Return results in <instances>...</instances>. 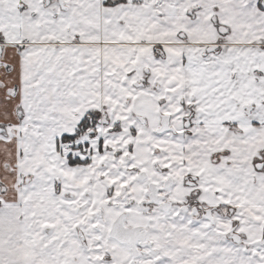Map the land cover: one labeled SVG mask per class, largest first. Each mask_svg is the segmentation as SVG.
<instances>
[{"label": "snow or ice", "instance_id": "snow-or-ice-1", "mask_svg": "<svg viewBox=\"0 0 264 264\" xmlns=\"http://www.w3.org/2000/svg\"><path fill=\"white\" fill-rule=\"evenodd\" d=\"M0 264H264V0H0Z\"/></svg>", "mask_w": 264, "mask_h": 264}]
</instances>
